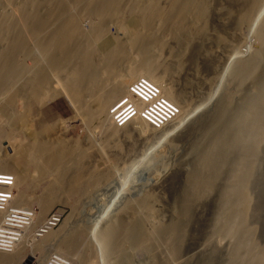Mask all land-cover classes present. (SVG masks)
I'll return each instance as SVG.
<instances>
[{"label":"rangeland","instance_id":"obj_1","mask_svg":"<svg viewBox=\"0 0 264 264\" xmlns=\"http://www.w3.org/2000/svg\"><path fill=\"white\" fill-rule=\"evenodd\" d=\"M166 1L158 0L160 6L169 8L171 2ZM201 2L203 9L196 13L197 16L188 13L183 27L157 28L158 31L153 33L139 26L135 16L128 14V9L115 13L116 16L113 14L117 21L111 14L112 18H106L104 23L106 37L98 42L96 50L99 55H103L111 48L110 44L118 43V37L126 41L124 38L127 34H135L133 39L124 43L125 60L128 61L127 65L133 66L140 57H135L138 53L133 48L134 44L128 43L143 44L142 39L151 36L150 45L153 48L150 52L143 51L141 55L153 56L155 66L150 75H144L146 71L142 73L144 78L165 88L170 97L168 100L175 106H181L183 115L205 110L219 88L218 96H222L223 100L219 110L206 117L203 114L168 136L169 130L181 116L179 106L176 107L180 114L163 128H153L142 117L138 119V116L127 125L119 126L112 116H109L110 120H90L89 109L94 108L96 101L93 97L87 99L88 106L79 107L77 100L70 98L66 92L51 91L46 102L38 104L39 107L34 106V116L29 114L28 122L32 124L30 118H34L37 127L43 129L46 126L54 134L57 132L55 137L48 139L64 143L77 149V152L83 149L85 154L75 158L77 162L73 164L66 163L64 171L48 174L35 165L36 162L27 161L22 156L16 157L12 147L4 143L0 136V159L4 158L8 164L11 162L10 167L18 171H25L27 177L25 186L15 185L14 201L20 191L25 194L26 207L29 205L37 210L36 225L51 212L60 211L61 222L47 234L49 236L56 232L52 237L58 236V240L82 225L86 230L82 240L86 241L87 248L89 245L92 247L99 258V264H234L233 258L238 256L240 244L243 250L239 249L238 253L246 251L247 254L242 255L246 259L243 263L249 264V260L251 264L250 257L264 251V111L260 105L264 96V59L251 72L248 82L241 81L235 74L239 61L257 51L263 50L264 53V44L257 36L264 14L260 15L261 10L258 8L249 23H240L239 16L244 12L247 0ZM76 10L72 13L76 12L82 19H86L87 15L80 8ZM157 19L154 20L157 21L155 24L162 22ZM85 22L82 27L88 29L89 24ZM122 24H125L123 26L127 34ZM119 73H112L113 78L108 86L120 85L123 76ZM132 84L122 90L129 91ZM126 96L123 94L114 98L109 109L117 100ZM218 100L221 99L216 100L214 108ZM8 112L11 114L10 109ZM8 112L4 116V126L14 128L10 126L12 123L8 117L11 115ZM259 118L262 122H258ZM204 119H209L206 125ZM243 121L250 122L252 128ZM242 139L246 143L241 142ZM256 142L261 144L255 145ZM77 166L83 173L82 181L70 187L74 183L72 175ZM206 181L212 186L197 199V189L203 187ZM244 183V186L250 187H243ZM236 185L239 191L242 187L246 188L241 191L242 195H250L248 209L244 205H237ZM227 190L234 196L230 201L225 197H230ZM45 196L51 197L44 201L47 210L40 204ZM147 198H150L152 212L146 213L142 204ZM236 206L243 211L246 221L243 220L244 224L234 231L232 223ZM150 213L152 216H149ZM154 226L159 231L151 237L149 234ZM30 230L33 231L32 228ZM107 230L117 231L115 243L126 242L121 250L110 251L100 244L102 233ZM123 231L127 232L126 237ZM28 234L29 230L25 236ZM244 236L249 239L248 242L244 241ZM147 237L151 239L146 242ZM28 239L32 241L34 238ZM37 259L29 252L24 263L35 264ZM75 262H78L77 259Z\"/></svg>","mask_w":264,"mask_h":264},{"label":"bare ground","instance_id":"obj_2","mask_svg":"<svg viewBox=\"0 0 264 264\" xmlns=\"http://www.w3.org/2000/svg\"><path fill=\"white\" fill-rule=\"evenodd\" d=\"M170 2L169 8H164L159 5L158 0H0V136L4 139V143L6 142L12 147L11 149L12 152L15 153L14 155L16 157L22 156V158L26 159L27 161L31 160L34 163L36 162L35 165H37L44 173L47 174L48 172L52 171H64L66 168V163L73 164L74 161L77 162L75 158L82 157L85 154L83 153V149L82 152H80L81 150L77 152V149L63 145L64 143L60 144L57 141L48 139L55 137L57 132L54 134V132H51V129L49 127L46 128V126H44L43 129L42 127H37L34 123V118H30L32 122V124H30L28 122L30 116L28 117V115L32 114V111L36 109L37 106L39 107L38 104L46 100L49 92L54 91L55 93L56 91L62 90L66 92L70 98L76 99V103L79 107L88 106L87 104L89 101L87 99H89V97L91 99L93 97V100H96L94 108H92V110L89 109L90 120H102V118L110 120L109 116H112V118L115 117V114L111 115V109H109V105L112 100L123 94L128 95L127 93H129L130 90H126V92H124L122 90L123 87L134 83L139 78H143L144 76L142 73L144 71H146L144 75H150L155 63L153 56L150 57V55H146L144 53L141 55L143 51L149 50L148 52H150L153 48V46L150 45L152 37L149 36V38L142 39L144 45L139 42L128 43L134 44L133 48L135 47V51L138 53V55H135V57L139 56L140 58L136 59L138 61H135L133 66L127 65L128 61L125 60L127 57L125 53L126 48H124L126 44L124 45V43L133 39L135 34L133 36H129L130 34H127L125 26H123L125 24H122V27L124 29L123 31L127 34L124 38L126 41H123L122 38L118 37L120 40H117L118 43L110 44L109 46L112 45L111 48H109V50L103 55H99L96 50V45L101 39L104 38L107 32L106 26H104V23L107 20L106 18H112L113 14L120 13L122 10L128 9V14L131 13L132 16H135L139 22V26L145 27L153 33L157 30V28H181L184 25V21H186V16L188 13H191L192 15L195 14L197 16L196 13H199L203 9L201 0H170ZM77 8H80V11L82 10V13L87 15L86 19H82L81 16L75 14L76 12L72 13V11H75ZM258 8L261 10L259 11V14H264V0H247L246 8L239 16L240 23H249L250 19L252 18V14L257 12ZM108 15H110V17H107ZM156 18H159L162 20V22L155 24L154 22H157L154 21ZM115 21H117V19ZM83 22L89 24L88 29L82 27ZM109 22L111 24V20H109ZM256 23L257 22H255V24ZM118 26L120 27V25ZM257 36L264 44V21L261 24ZM250 46H248L249 49L251 48ZM262 51L254 52L250 57L247 56L248 58L238 62L235 71L237 78H239L241 81H247V79H249L251 72L264 59V53ZM116 71H118V73L120 72L119 74L123 76V79L120 81V85L108 86V82L111 80V78H113V74H116ZM251 78L253 77L251 76ZM239 85H241L240 82ZM262 88H260V90ZM162 89L163 94H165L167 98H170L168 91H166L165 88ZM94 93L97 94L94 95ZM121 100L122 99L119 101ZM119 101L114 103L112 107H114ZM173 101L175 104L177 103L174 98ZM229 102L228 104L233 103V101L230 103ZM260 102V105L263 106L264 111V96ZM35 105L36 107H34ZM176 106L179 105L176 104ZM228 106L231 107L230 105ZM228 106H226L227 109ZM179 107L181 109V116H179L180 118L177 124L171 130H169L167 134L168 136L180 130L183 125L187 123L188 119L192 117L191 115L196 113H187L186 115H183V108L181 106ZM8 109H10L11 114H9ZM122 110L119 109L117 112ZM7 112L9 116L11 115L10 117L7 115L8 120L10 119L12 123L9 125L14 126V128L7 127L6 125L4 126V116ZM26 112L29 113L27 114ZM33 116L34 115L32 114L31 117ZM138 119H140V117ZM260 120L261 119L259 118L258 122H262ZM208 122L209 119H207V121L205 120L204 124L206 125ZM244 122L245 121H243V123ZM247 123H249L247 125L249 126L250 122ZM247 123L245 122L244 124ZM127 124L128 122L125 125ZM253 126H255V124ZM249 127L248 130L252 128ZM115 132L116 129H114L113 133L115 134ZM240 140L238 139V141ZM241 142L246 143V141L243 139ZM261 142L258 143L261 144ZM256 143L255 145H258V143ZM256 149L257 150L255 151L257 153L258 148L256 147ZM3 159L4 158L0 159V171L14 174L16 185L20 187L25 186L27 182L25 171H18L15 167H10L11 162L8 164L6 160ZM246 168L247 170L249 169L248 167ZM249 171L251 172V170ZM82 174V171L79 170L77 166V170L72 175V180L74 183H71L70 187L77 186V184L82 181H80ZM247 181L245 180V182ZM244 185L246 184L244 183L243 187H250ZM211 186V183L206 181L203 187L197 189L195 197L200 199V197L203 196L207 190H210ZM238 187L236 185L237 189ZM243 187L242 190L244 191L246 188ZM242 190L239 191L238 189V196H235L238 197L237 205L239 207L240 205H244L246 209H248L250 195L248 193V195H242ZM229 192L230 191H228L227 195L230 194V197L225 196L228 201L234 197L231 196L232 194ZM17 196L16 204L26 207L25 194L20 191V194ZM49 198L51 197L45 196L42 199L43 201H39L44 210L48 209V206L46 203H44V201ZM142 205L146 209H144L146 213L152 212L150 198H147ZM28 206L29 205H27V207ZM236 207L233 213L234 221L232 223V229L234 231H237L238 227L244 224L243 220L246 221V218L244 219L245 216L242 214L243 211L241 212L239 207ZM1 215L2 213L0 212V218ZM150 215L152 216L151 213L149 216ZM151 219L152 218H150V220ZM160 227L161 225L159 228ZM122 228L124 229L125 227ZM32 229L34 230V228ZM72 230H70V234L63 235L58 240V236H55L54 238L52 237V235H56V232L51 233L49 236L46 235L47 237L44 236L42 239H38L34 237V233L32 234L33 231L29 229V234L25 236V233L24 238L17 244L16 248L12 252L0 250V264H23L27 260V253L29 252H32V254L38 258L35 264H44L48 254H50V251L52 250L69 256L73 260V264H96V262L99 264V258H97L96 254H94L92 247L89 245V248H91H87L88 245L86 244V241L82 240L86 233L84 227L81 225L76 229L73 228ZM62 231L64 230L62 229ZM115 231L116 230H107L102 233L101 236L102 243L100 244L104 245V247L110 251L115 249L116 251L121 250L124 247L123 245L126 243V239L124 240V244H118L119 242L115 243V234H118L117 231ZM157 231H159V229L158 227H155L153 231L150 232V234L149 232L147 234L152 237ZM124 233V236L126 237L127 232ZM233 233L234 232L231 234ZM32 237L34 239L30 241L28 238ZM243 238H245L244 241L248 242V238L245 236ZM53 239H55V242ZM140 239L143 238L140 237ZM150 239V237H147L146 242ZM82 249L85 255L81 253ZM239 249L243 250V246L241 244L237 249L238 256L233 258L234 264H244L243 261L246 260H244V257H242V255H247L246 251L241 254L238 253ZM76 259L78 261L77 263L75 262ZM250 260L251 264H264V251L263 253L260 252L251 256ZM248 263L250 264L249 260ZM100 264L102 263L100 262Z\"/></svg>","mask_w":264,"mask_h":264},{"label":"built area","instance_id":"obj_3","mask_svg":"<svg viewBox=\"0 0 264 264\" xmlns=\"http://www.w3.org/2000/svg\"><path fill=\"white\" fill-rule=\"evenodd\" d=\"M163 89L148 78H139L131 85L129 94L111 108V115L119 126L129 123L134 117H142L153 128L160 129L171 123L179 110L163 95ZM116 101V102H117ZM119 109H123L117 112ZM16 180L14 174L0 171V250L12 252L33 228L36 237H44L61 222L62 213L53 211L36 225L35 207L16 204ZM44 264H73L72 260L59 252H51Z\"/></svg>","mask_w":264,"mask_h":264},{"label":"water","instance_id":"obj_4","mask_svg":"<svg viewBox=\"0 0 264 264\" xmlns=\"http://www.w3.org/2000/svg\"><path fill=\"white\" fill-rule=\"evenodd\" d=\"M218 93H219V88H218V91H217V93H216V95H215V97L212 99V101L209 103V105H208V107L207 108H205V110L203 109V110H201V111H198L197 112V114H195V116H193L191 119H189L188 120V122H187V124H186V126L189 124V123H191L193 120H195V119H197L198 117H200V116H203V114H204V117H206L208 114H212V113H214L216 110H219L220 109V107L222 106V96L220 97V95L218 96ZM218 96V97H217ZM217 99H221L220 101H219V103L217 104V106H215V108H214V104L216 103V100ZM217 101V102H218ZM185 126V127H186Z\"/></svg>","mask_w":264,"mask_h":264}]
</instances>
